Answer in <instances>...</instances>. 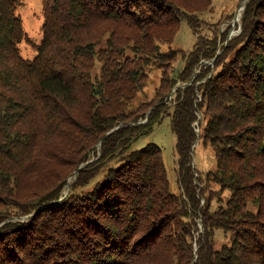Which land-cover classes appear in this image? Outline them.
<instances>
[{
    "label": "trees",
    "instance_id": "1",
    "mask_svg": "<svg viewBox=\"0 0 264 264\" xmlns=\"http://www.w3.org/2000/svg\"><path fill=\"white\" fill-rule=\"evenodd\" d=\"M41 1L27 58L22 0H0V264H264V0L190 49L212 0ZM166 116L176 192L161 147L133 148Z\"/></svg>",
    "mask_w": 264,
    "mask_h": 264
},
{
    "label": "rangeland",
    "instance_id": "2",
    "mask_svg": "<svg viewBox=\"0 0 264 264\" xmlns=\"http://www.w3.org/2000/svg\"><path fill=\"white\" fill-rule=\"evenodd\" d=\"M242 0H212L211 7L207 10L197 14L198 28L194 32L186 20L183 19L181 22L180 28L174 38L173 45L183 49H190L196 37H206L211 35L212 32H215L219 35V40L221 39V33L226 29L230 24L232 26L229 31L230 37L236 35L238 31L239 22L235 20L238 11L241 9ZM42 1L41 0H22V4L18 9V13L22 18V24L25 32L29 37V41H23L20 43V51L23 56L27 58H32L35 54L33 44L39 43L41 40V24H42ZM229 17L228 15H231ZM235 20V21H234ZM237 26V27H236ZM228 37V36H227ZM164 47V46H163ZM188 51V50H185ZM219 52V51H218ZM213 59V58H212ZM205 61V62H202ZM201 63H210L213 60L203 59ZM181 57L175 62V67L173 68V75L177 76V69L179 70L182 67ZM98 65V64H97ZM98 67V66H97ZM148 69V82L143 91L139 94L136 103L143 99H151L155 93L156 87L159 85L160 77L162 75V69L154 66H150ZM195 72L193 73L191 80L187 83L181 81L177 82L178 86H187L194 79ZM174 91V90H173ZM172 91L169 104L172 105L175 99L174 92ZM200 117V116H199ZM139 122H142L140 120ZM195 126L197 121L194 123ZM199 127L196 126L198 130ZM149 142H154L158 144L162 149V156L166 167L168 169L171 188L174 192L178 191L176 184V154H175V142L176 138L174 133L170 128V119L166 116L162 123L156 125L154 131L143 138H140L135 142L133 148H140L146 145ZM197 142V141H196ZM195 146V145H194ZM193 146V148H194ZM100 153V151H98ZM192 160L194 163V168L199 172L204 173L208 170H212L215 167V158L212 150L209 147L203 146L202 144H197L194 153L192 154ZM192 163V164H193ZM85 163L81 164L84 165ZM80 165V166H81ZM71 181L70 178H68ZM65 194L67 190L63 191ZM23 217L22 219H25ZM198 226L201 227L202 224L198 221ZM219 234V233H218ZM223 233L220 232L218 235L221 238Z\"/></svg>",
    "mask_w": 264,
    "mask_h": 264
},
{
    "label": "water",
    "instance_id": "3",
    "mask_svg": "<svg viewBox=\"0 0 264 264\" xmlns=\"http://www.w3.org/2000/svg\"><path fill=\"white\" fill-rule=\"evenodd\" d=\"M246 3H247V0H242V3H241V5H240L241 8H242L241 15H240L239 18L235 17V20L240 21V18H241V16H242V13H243V10H244V7H245ZM235 20H234V21H235ZM238 31H240V22H239V26H238ZM230 38H231V37H230V34H229L228 37H227L226 42H227ZM215 58H216V56H215L212 60H214ZM202 62H205V61H202ZM149 112H150V111H148V115H149ZM116 128H118V127H116ZM116 128L111 129L109 132H107V134H109L110 132H112V131L115 130ZM107 134H106V135H107ZM91 160H92V159H91ZM192 163H193V160H192ZM192 165L194 166V163H193ZM82 166H83V165L79 166L78 169H77L75 172H77V171L79 170V168L82 167ZM68 189H69V185H67V191H68Z\"/></svg>",
    "mask_w": 264,
    "mask_h": 264
},
{
    "label": "bare ground",
    "instance_id": "4",
    "mask_svg": "<svg viewBox=\"0 0 264 264\" xmlns=\"http://www.w3.org/2000/svg\"><path fill=\"white\" fill-rule=\"evenodd\" d=\"M241 12H242V8H241V9L238 11V13H237V16H236L237 18H239V17H240V15H241ZM196 131L198 132V131H199V129H198V130L196 129ZM197 141H198V140H197Z\"/></svg>",
    "mask_w": 264,
    "mask_h": 264
}]
</instances>
